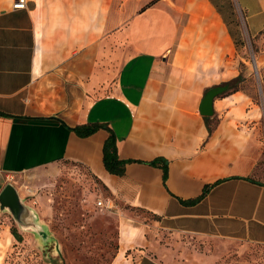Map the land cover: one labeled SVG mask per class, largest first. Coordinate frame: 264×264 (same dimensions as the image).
Here are the masks:
<instances>
[{"label": "crops", "instance_id": "1", "mask_svg": "<svg viewBox=\"0 0 264 264\" xmlns=\"http://www.w3.org/2000/svg\"><path fill=\"white\" fill-rule=\"evenodd\" d=\"M16 1L0 0V193L21 174L85 168L126 217L122 264H214L229 247H264V181L241 128L245 105L227 108L233 95L215 100L213 117L200 113L235 50L227 0ZM244 1L248 12L254 0ZM86 124L112 130L130 161L123 176L105 168L107 130H72ZM153 161L168 163L166 181ZM15 239L0 217V264Z\"/></svg>", "mask_w": 264, "mask_h": 264}, {"label": "rangeland", "instance_id": "2", "mask_svg": "<svg viewBox=\"0 0 264 264\" xmlns=\"http://www.w3.org/2000/svg\"><path fill=\"white\" fill-rule=\"evenodd\" d=\"M227 1L225 12L231 20L235 50L226 81L219 83L230 84V89L217 99L235 95L227 108L245 105L241 128L256 156L255 178L264 181V14L253 19L257 28H251L248 16L259 10L258 0L248 12L244 0ZM262 4L264 7V0ZM218 120L209 124L214 126ZM8 183L38 213L50 239L41 242L33 233L21 230L10 214L1 213L4 224L22 237H15L2 264H122L118 239L120 223L126 217L118 213L116 205L112 210L98 206L100 200L107 199V190L85 168L64 163L18 175ZM124 208L135 219L152 220L144 212ZM192 245H200L199 252L208 255L218 251L213 244L208 248L202 243ZM215 259L214 264H264V247L235 245Z\"/></svg>", "mask_w": 264, "mask_h": 264}, {"label": "water", "instance_id": "3", "mask_svg": "<svg viewBox=\"0 0 264 264\" xmlns=\"http://www.w3.org/2000/svg\"><path fill=\"white\" fill-rule=\"evenodd\" d=\"M229 89L230 84H225L207 90L200 105L201 115L213 117L215 100ZM0 212L10 214L21 230L33 233L41 242L50 239L48 229L41 222L38 213L25 203L11 183H8L0 193Z\"/></svg>", "mask_w": 264, "mask_h": 264}, {"label": "trees", "instance_id": "4", "mask_svg": "<svg viewBox=\"0 0 264 264\" xmlns=\"http://www.w3.org/2000/svg\"><path fill=\"white\" fill-rule=\"evenodd\" d=\"M206 120L208 123L209 118H207ZM101 129L107 130L110 133L103 147V155H104L103 160H104L105 168L112 175L123 176L125 174L126 166L127 164L130 163V161L122 160L119 158L118 151H117V138L112 132V130H110L107 127V125L86 124V125H79L72 130L77 134V136L81 138H87L95 134L97 131ZM210 130L211 128L209 127V131ZM149 164L152 166L161 167L164 172V181H166L167 173H168V163L166 162L161 163V161H153ZM209 189H210L209 187L205 188L203 194L197 199L184 201V202L187 204H195L199 202L202 198H204L207 195V193L209 192ZM135 211L144 212L142 209L135 210ZM13 234L18 240L22 239L21 234H19L18 231L14 230Z\"/></svg>", "mask_w": 264, "mask_h": 264}, {"label": "built area", "instance_id": "5", "mask_svg": "<svg viewBox=\"0 0 264 264\" xmlns=\"http://www.w3.org/2000/svg\"><path fill=\"white\" fill-rule=\"evenodd\" d=\"M25 6H26V0H17L14 3V9H25ZM98 206L106 210H112L114 208L113 202L109 199L100 200L98 202Z\"/></svg>", "mask_w": 264, "mask_h": 264}]
</instances>
